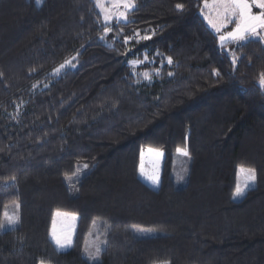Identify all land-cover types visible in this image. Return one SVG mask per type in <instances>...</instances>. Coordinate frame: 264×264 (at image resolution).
Instances as JSON below:
<instances>
[{"label": "trees", "instance_id": "1", "mask_svg": "<svg viewBox=\"0 0 264 264\" xmlns=\"http://www.w3.org/2000/svg\"><path fill=\"white\" fill-rule=\"evenodd\" d=\"M204 1L132 0L105 23L95 0H0V223L18 220L0 264H264V44H221ZM240 167L255 181L235 200ZM55 211L77 215L64 251Z\"/></svg>", "mask_w": 264, "mask_h": 264}, {"label": "rangeland", "instance_id": "2", "mask_svg": "<svg viewBox=\"0 0 264 264\" xmlns=\"http://www.w3.org/2000/svg\"><path fill=\"white\" fill-rule=\"evenodd\" d=\"M40 1L41 0H37V3H40ZM130 2L133 6L132 0H130ZM95 5L97 9L99 10V12L101 13L102 19L105 23L110 22L111 20L124 21L126 13L132 8L131 6L130 8L126 9L122 4L117 6L116 0H100L99 4L97 3V0H95ZM260 11L261 10L256 7H253L252 9V12L254 14H257ZM121 12L125 13L123 17L120 16ZM223 13H224V10L220 4V0H206L203 2L201 9H200L201 16L204 18L207 25L217 34L219 42L221 44L222 42L220 40V36L226 35L228 32L233 31L236 27V18L232 17L231 22L227 23L226 27L221 28L219 32L216 31V29L212 26L211 23H209V21H212L213 23L218 24L223 18ZM261 35H264V33H261ZM250 38L259 39V37H249L248 39ZM226 42H231V43L236 44V43H240L243 41L226 40L224 43ZM262 42L264 44V41ZM226 50L229 52L230 55L232 54L230 52L231 50L228 47L226 48ZM143 61L144 60L142 59L131 61V65L133 66V73L138 83L140 84L141 83H151L153 80V74L150 71L139 69V66L143 63ZM62 65H64L65 67V66H68L69 64L64 63ZM58 69H62L61 66H59L56 69V71ZM260 80H259V85L264 91V86L261 85ZM241 169H244V171H241ZM87 170L88 169L87 167H85V164H80L79 169L76 170L71 176L66 178V182L70 184L74 182L75 180H78L83 174L87 172ZM246 182H248V169H245L244 167H240L238 169V174H237V185L239 184V186L243 188ZM253 183L254 182H252L250 186H252ZM234 193H233V199L238 200L241 198V197L234 198ZM13 210H14L13 206H10L5 212V218L3 221L5 228L11 227L10 225L7 224L8 218L17 219ZM76 225H77V215L73 213H69V212H62V211L54 212L49 237L58 250L64 251L71 247L73 238H74V233L76 230ZM54 231L57 236L68 239L70 241V244L66 246L64 249H59L52 238V234ZM135 231L139 236H148V235H153L156 233L153 230H146L142 228H137L135 229ZM104 245H105L104 240L98 234L97 224L93 223L87 235L86 241H85L83 255L90 261H99L100 260L99 254H100V251L104 248ZM39 264H45V263H39Z\"/></svg>", "mask_w": 264, "mask_h": 264}, {"label": "snow or ice", "instance_id": "3", "mask_svg": "<svg viewBox=\"0 0 264 264\" xmlns=\"http://www.w3.org/2000/svg\"><path fill=\"white\" fill-rule=\"evenodd\" d=\"M100 0H97L99 4ZM117 6L122 4L126 9L132 6L130 0H116ZM220 4L223 7L224 13L221 21L217 23H213L212 26L216 29L217 32L221 30V28L226 27V24L231 22V18H236V27L233 31L228 32L226 35H221L220 40L222 44L226 40L232 41H246L249 37H259L261 41H264V0H220ZM182 4H177V9H183ZM253 7L260 9L261 11L257 14L252 12ZM125 13L121 12L120 16H124ZM107 18V17H106ZM147 38V37H145ZM235 63V60L233 61ZM169 63H171V59H169ZM64 65H61L63 68ZM59 71V69L57 70ZM147 75V74H145ZM260 83L264 86V74H261ZM178 152H181L183 155L187 156L188 152L184 149H177ZM87 167V165H85ZM244 171V169H241ZM141 174L143 175V167H141ZM154 184H158L159 177L158 175H154L150 177ZM255 181V173L253 170H248V182L245 183L244 187L241 188L239 184L237 185L236 191L234 193V198L243 197L245 195V190L250 186L252 182ZM18 223V220L15 218H8L7 224L10 226H15ZM5 225L0 223V229H4ZM52 238L59 249H64L66 246L70 244V241L66 238H61L56 235L55 231L52 234Z\"/></svg>", "mask_w": 264, "mask_h": 264}]
</instances>
